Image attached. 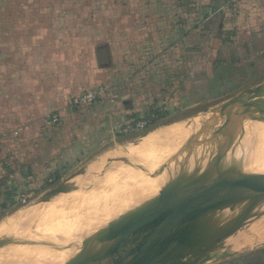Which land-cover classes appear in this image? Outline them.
Masks as SVG:
<instances>
[{
	"label": "rangeland",
	"instance_id": "374dc122",
	"mask_svg": "<svg viewBox=\"0 0 264 264\" xmlns=\"http://www.w3.org/2000/svg\"><path fill=\"white\" fill-rule=\"evenodd\" d=\"M30 3L34 9L48 11L44 21L55 26L57 34L51 42L54 48L45 43L38 51L29 52V65L14 64L12 90L14 93L18 90L15 77L26 73L25 97L0 96V240L36 230L41 225L36 210L19 222L20 217L63 193L66 195L52 202H63L66 198L68 203L62 208L71 212L58 220L46 236L57 245L71 237L87 242L103 225L141 207L121 203L113 211L107 210V205L95 206L94 200L101 193L119 195L114 181L107 179L105 172L80 180L76 190L69 189L68 177L83 168L104 170L118 159L120 151L150 133L159 137L161 131L168 132L177 124L199 126L208 116L217 114L216 110L228 99L264 84L260 50L249 44L251 29L256 32L264 23V11L250 14L243 0L236 7L229 0H32ZM69 9L76 10L71 11V17ZM52 11L59 12V17ZM74 20L78 30L69 35V22L72 27ZM138 29L142 38L140 47L133 43ZM74 40L77 50L73 48ZM69 55L75 57L70 65L66 63ZM40 57L43 62L36 63ZM37 74L40 80L35 79ZM88 92L94 93L95 99L81 103L79 99ZM251 109L260 108L254 105ZM145 121L149 123L143 130L124 131L127 126ZM219 128L216 126L214 131ZM211 147L212 143L204 153ZM173 154H163L156 168L165 165ZM136 165L132 170L125 167V171L129 175L132 171L147 174L143 162ZM243 170L240 167L233 174L237 177L227 184L264 179L260 175L257 178V174L253 177L251 174L255 173L249 169ZM125 171L123 167L109 177L117 174L126 177L127 173L122 174ZM163 178L164 173L150 188L154 190ZM137 181L132 179L133 183ZM79 198L94 203L77 206ZM124 207L133 208L118 215ZM56 208L55 212L63 211ZM114 213L117 216L107 221ZM218 216L225 217L222 224L238 214ZM263 219L264 214L244 213L240 227L221 247L235 252L232 257L236 255L244 264L246 256L264 250V242L252 248L248 244L264 238V224L251 230ZM65 221L76 222L67 234L61 230ZM88 223L86 229L84 225ZM236 235L243 238L227 247ZM228 259L212 256L205 264H228Z\"/></svg>",
	"mask_w": 264,
	"mask_h": 264
},
{
	"label": "water",
	"instance_id": "95a60500",
	"mask_svg": "<svg viewBox=\"0 0 264 264\" xmlns=\"http://www.w3.org/2000/svg\"><path fill=\"white\" fill-rule=\"evenodd\" d=\"M261 97H264V84L228 99L216 110L217 115L199 125L200 129L166 160V164L173 162L177 168L175 182L149 204L105 226L86 264H205L212 256L219 259L232 256L235 252L229 253L221 244L240 227L241 215L264 214V179L205 187L200 183L201 166L216 153L218 141L264 142V119L255 123L236 120L243 130L221 128L232 118L235 105ZM216 126L220 128L214 131ZM210 143L212 147L204 153ZM104 172L83 168L66 182L69 189L76 190L80 180ZM226 213L238 217L210 227L212 217ZM3 249L0 246V252ZM209 252L212 254L207 257Z\"/></svg>",
	"mask_w": 264,
	"mask_h": 264
},
{
	"label": "bare ground",
	"instance_id": "6f19581e",
	"mask_svg": "<svg viewBox=\"0 0 264 264\" xmlns=\"http://www.w3.org/2000/svg\"><path fill=\"white\" fill-rule=\"evenodd\" d=\"M254 105L259 107L260 109L252 110L251 106ZM217 114H214L210 117L208 116V118L205 119V122ZM261 119H264V97L254 99L250 102L235 105L232 108V118L226 120L221 125V128H235L243 130L244 127L242 125L236 124V120L255 123ZM189 125L191 124H177V126L171 127L168 132L161 131L159 133V137L158 134H155L154 132L150 133L147 135V137L143 136V138H140L135 143L128 146V148H124L123 151H120L119 154H117L118 159L114 163L108 164L104 168L105 174L103 173L104 176H108L107 179H112L114 181V188L115 190L119 191V195L115 196L101 193L96 196V200H94L95 203L92 202L91 204L94 203L97 207L107 205V210H111L114 207H119L121 203L122 205H131L133 207L140 208L149 204L151 201L162 195L163 191H160L158 189H165L170 183L175 182L177 178V168L175 167V164L173 162L165 164L159 168H156V165H158L162 158H164L163 154H165V156H168L169 154L177 151V149H179V147L188 139L189 136H191L196 131V129H200V126L198 125ZM208 147L209 145L206 146V149ZM216 147V153H214V155H212L209 159L205 160L201 166V185L210 187L227 184L233 181L234 176L237 177V175L233 174H237L236 172L240 167H243L246 171H248L249 169L250 173L251 171H253L255 173V175L251 174L253 175V177H255L256 174L257 178L259 175L262 176V178L264 177V142L224 143L223 141H218ZM120 161L123 162L121 163V165L119 164ZM139 161L140 163H144L146 170L148 171H146L147 174L142 175L132 171V174L129 175L127 173L128 171H125V167H128L127 169L132 170L131 167L136 165V163H138ZM123 167L125 172L121 173H127V178L125 176L121 177L118 174L117 177H109L111 173L119 172ZM162 173H164L163 181L155 185L153 188L154 190H152L150 188V185L159 181ZM249 174L247 175L248 177ZM123 178H126V180H124ZM135 178L138 179L137 183L132 182V179ZM239 183L240 180L239 182H237V184ZM231 184L236 185L234 182ZM61 195L66 194L58 193L51 197V199L49 198L45 200L42 204L36 205L27 210L20 217L19 222L22 221L30 211L36 210L34 213H36V217H41V225L34 231L26 232L19 236H9L0 240V246L4 248L0 252V264H86L91 251L93 250V247L97 242L98 236L105 225L94 231L90 235L87 242L83 240H77L75 238L73 239L71 237L62 245H57L54 241L51 240L49 236L46 235L48 231L52 230L58 220L70 214L71 212L70 210L67 211V209L62 208L64 204L68 203L66 198L63 199V202H52L54 199ZM75 196L77 198V195ZM73 198L75 197L73 196ZM125 199L127 200L124 201ZM69 201L71 202L72 200ZM82 204H89L91 206V204L86 202L85 199L79 198L78 205H76L80 206ZM53 207H59L60 211H64V209L66 211L59 212L58 210L55 212V208ZM51 208H53L54 210H52ZM132 208H125L119 210L117 213L119 215ZM108 212L110 213L111 211ZM116 216V213L112 214L107 221L112 220ZM224 219V216L216 215L212 217V219L210 220V227H216ZM89 224L90 223L84 225L86 229H89V227H87ZM262 224H264V219L256 222V224L252 226L251 230L259 227ZM74 225H76V222L70 223L69 221H65L61 227L62 233L67 234L68 229ZM242 238V236L236 235L232 237V240H230L226 246L228 247L231 245H235L237 241L241 240ZM235 241L236 243H234ZM262 242H264V238L260 239L258 242L252 241L248 244L252 248L261 244ZM84 244L86 245L84 246Z\"/></svg>",
	"mask_w": 264,
	"mask_h": 264
},
{
	"label": "crops",
	"instance_id": "0c3cea01",
	"mask_svg": "<svg viewBox=\"0 0 264 264\" xmlns=\"http://www.w3.org/2000/svg\"><path fill=\"white\" fill-rule=\"evenodd\" d=\"M0 1H3V4L0 5V83H4V87H0V96L5 98H24V93L26 94V91L28 90V80L25 77L27 74L21 72L19 77L18 75L15 77L19 82V91L17 90L14 93L12 90V83L14 80L12 72L13 66L17 64L21 66L29 65V52L35 50L38 51L40 47L45 46V43L51 44V48H54L55 45L51 42L54 41V35L57 34V32H55L56 27L44 21L45 16L49 15L48 11L34 9L30 3L32 0ZM34 1L37 2L38 0H33V2ZM229 1H231L232 4H235L232 5V7H236V4L239 0ZM243 2L245 3V8L250 14H258L259 11H264V0H243ZM71 11L76 13V10L73 11L72 9H69V17H71ZM56 12L52 11V14H56V16L59 17V12ZM124 27L125 25L122 26V28ZM71 29L73 31H71ZM258 29V32H254L251 29L252 34L250 36L249 44L251 48L254 49L257 47V50H260L259 57L262 59L261 64L264 66V23L260 25ZM77 30L76 21L74 20L72 22V27L71 22H69L68 34L70 35L71 32L76 34L75 32H77ZM134 33H136V37L134 36L133 43H138L140 47V42L142 40L140 35L141 32H139L138 29V32L136 31ZM256 33L259 34L256 35ZM48 36H51V38H48ZM122 44H125L124 39L122 40ZM76 45L77 41L74 40L73 48L75 50H77ZM75 55L76 53H73V56ZM38 59L39 60L36 61V63L43 62L41 60L43 57ZM71 60H75V57L73 58L71 55H69L67 62H65L70 65ZM35 79L40 80V75L37 74ZM25 112L26 114L28 112L27 106L25 107ZM54 117H56V115ZM236 257V255L233 257H228L230 258L228 259V264H241L242 262L236 259ZM244 264H264V250L255 251L254 253L246 256L244 259Z\"/></svg>",
	"mask_w": 264,
	"mask_h": 264
},
{
	"label": "built area",
	"instance_id": "2783aa9c",
	"mask_svg": "<svg viewBox=\"0 0 264 264\" xmlns=\"http://www.w3.org/2000/svg\"><path fill=\"white\" fill-rule=\"evenodd\" d=\"M96 95L92 92H88L85 95H83L79 100L81 103H87L91 102L95 99ZM56 120V117H53V121ZM148 121L142 122V123H136L135 125L127 126L126 129L124 130L125 132H137L140 130L145 129L146 125L148 124Z\"/></svg>",
	"mask_w": 264,
	"mask_h": 264
}]
</instances>
